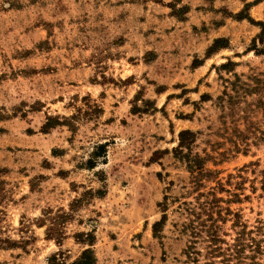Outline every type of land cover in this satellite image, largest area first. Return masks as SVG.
I'll return each instance as SVG.
<instances>
[{
	"label": "rangeland",
	"instance_id": "374dc122",
	"mask_svg": "<svg viewBox=\"0 0 264 264\" xmlns=\"http://www.w3.org/2000/svg\"><path fill=\"white\" fill-rule=\"evenodd\" d=\"M254 1L0 0V264H69L87 248L96 264H192L180 203L194 196L175 152L187 129L264 246ZM220 35L228 48L206 58ZM232 224L229 244L242 229Z\"/></svg>",
	"mask_w": 264,
	"mask_h": 264
},
{
	"label": "trees",
	"instance_id": "16d2710c",
	"mask_svg": "<svg viewBox=\"0 0 264 264\" xmlns=\"http://www.w3.org/2000/svg\"><path fill=\"white\" fill-rule=\"evenodd\" d=\"M259 0L253 3H248L246 6L256 4ZM241 19H248L252 23H256L249 16H238ZM262 25V23H259ZM263 30H264V26ZM213 46H210L206 52L208 58L217 49L228 48V44L223 37L214 39ZM201 65V62L195 64L194 68ZM234 65L229 62L222 64L220 68L228 69ZM202 99L206 100V95H202ZM45 127L49 126V121ZM52 127V126H51ZM50 128V127H49ZM197 132L192 130H182L179 132V143L175 148L176 156L179 157L186 165V169L190 175V182L186 189V194L193 195V201L183 200L180 203L181 214L184 215V222L182 224L183 232L188 233L192 238L186 251L188 257L191 259L192 264H262L259 260L260 256L264 254V246L261 240L257 237V231L248 229L246 224L240 221V214L234 212L230 208V203L235 202L233 198H224L220 193L227 192L230 196L238 198V194L231 193L226 190L222 181L216 175L214 170L206 168L205 158L198 153H193V146L196 142ZM237 149L241 146L237 145ZM215 183L210 186L209 183ZM167 199V197H165ZM223 203L228 204L227 207ZM167 203L163 209L162 218L153 224V232L157 234L160 228L167 221ZM230 220L233 221L232 228L241 230L236 231L234 243L229 244L226 240L228 234L223 231V225L227 224ZM52 228H47V235H52ZM89 237V235H87ZM92 241V240H89ZM199 241L205 242L206 258L205 262H201L200 256H203L202 251L197 248ZM89 245H93L89 242ZM216 259H219L218 261ZM96 256L92 248L83 250L77 260L69 264H96ZM57 257L50 259L51 264H57ZM64 264V263H63Z\"/></svg>",
	"mask_w": 264,
	"mask_h": 264
},
{
	"label": "crops",
	"instance_id": "0c3cea01",
	"mask_svg": "<svg viewBox=\"0 0 264 264\" xmlns=\"http://www.w3.org/2000/svg\"><path fill=\"white\" fill-rule=\"evenodd\" d=\"M220 37H222L221 35L220 36H215V38H220Z\"/></svg>",
	"mask_w": 264,
	"mask_h": 264
}]
</instances>
